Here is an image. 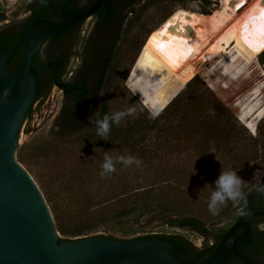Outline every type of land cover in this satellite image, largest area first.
<instances>
[{
  "label": "rangeland",
  "instance_id": "rangeland-1",
  "mask_svg": "<svg viewBox=\"0 0 264 264\" xmlns=\"http://www.w3.org/2000/svg\"><path fill=\"white\" fill-rule=\"evenodd\" d=\"M220 1H139L134 13L127 16L130 21L122 26L111 76L101 93L106 95L109 115L130 105L136 112L115 125L106 140L98 135L92 140L77 135L51 143L50 130L64 104L63 93L52 86L38 101L18 138L16 158L17 152L24 155L23 162H18L35 181L61 230L94 227L70 240L95 235L132 239L178 234L201 247L200 235L164 222L173 214L162 219L157 208L153 214L142 215L138 207L166 205L180 217L198 219L204 229L216 234L234 223L240 209L228 202L218 215L208 211L220 172L236 170L246 183L244 194L259 185L264 175V50L257 55L240 44L231 49L237 59L232 65L226 67L233 54L229 51L218 68L197 75L177 62L154 34L176 11L209 15L220 7ZM25 2L0 0V12L5 16L1 28L23 16ZM257 25L254 27L261 29L258 35L263 34L264 27ZM91 26L80 29V38ZM249 53L256 56L254 63L244 66ZM188 83L191 86L177 95ZM216 101L226 111L218 113ZM157 112L152 119L151 114ZM92 121L96 124V119ZM252 128L256 136L251 134ZM101 149L115 150L109 153L113 157L136 156L142 164L127 168L118 164L115 173L101 177ZM125 209L131 210L129 215L110 218ZM58 233L61 239L68 237Z\"/></svg>",
  "mask_w": 264,
  "mask_h": 264
},
{
  "label": "water",
  "instance_id": "water-1",
  "mask_svg": "<svg viewBox=\"0 0 264 264\" xmlns=\"http://www.w3.org/2000/svg\"><path fill=\"white\" fill-rule=\"evenodd\" d=\"M104 1L97 0L86 12L71 18L60 11L61 27L36 32L32 26L10 49L0 52V264H182L170 256L172 246L156 238L114 240L86 236L59 241L46 200L16 158L18 138L29 120L25 118L36 93L35 78L28 73L30 66H36L34 55L46 40L61 36L75 22L91 16ZM89 24L88 20L82 27ZM185 33L193 34L187 27ZM20 43V67L10 72L6 63ZM38 101L33 104V111ZM263 182L264 175L259 185ZM243 215L264 216V211L240 208L234 223L203 264H220L228 247L243 264H250L237 249V243L250 233V224ZM239 227L244 230L234 236ZM262 251L264 255V241Z\"/></svg>",
  "mask_w": 264,
  "mask_h": 264
},
{
  "label": "trees",
  "instance_id": "trees-1",
  "mask_svg": "<svg viewBox=\"0 0 264 264\" xmlns=\"http://www.w3.org/2000/svg\"><path fill=\"white\" fill-rule=\"evenodd\" d=\"M96 1V0H95ZM140 0H122L125 7L131 6V4H138ZM185 1V0H183ZM113 2L114 0H105L102 5L100 6L99 12L103 17V21L101 26L109 27L110 23L112 22V11H113ZM128 12L134 13V9L130 8L120 19V21L114 24L109 30L112 34V38L108 44L101 48L98 46L94 47V50L91 54V61L92 65L90 67V72L92 73L89 78L86 79L85 74L78 75L75 80L72 82L63 85L59 80H52L49 85L43 84L37 74V70L34 67H30L28 70L29 74H32L35 78L36 82V93L35 98L32 103L33 104L45 97L49 91V89L53 85H58L60 89L64 91V104L61 107V110L53 122L52 129L50 130V137L52 138L53 144L57 142L60 143L62 139L70 137V136H77L79 138H84L88 140H92V138L97 135L96 134V124L91 122V119H102L105 114L109 115L107 109V100L106 95L102 93L104 87L107 83V80L111 76V68H113L114 63V54L117 42L119 40V34L121 32L123 24L127 21H130L127 14ZM110 16V17H109ZM35 18L28 21V23L23 27V29L18 34H11L5 28H0V52L3 53L10 49L15 41L24 34L29 26L35 24L36 20L38 19V27L37 30L45 31L50 29H55L61 26L62 22H55L53 21L49 15H47L44 10H39L36 14H34ZM109 17V18H108ZM128 18V19H127ZM127 19V20H126ZM5 20V16L2 12H0V23ZM126 20V21H125ZM126 22V23H127ZM232 55H229L228 62L229 65H232L234 62L237 61L236 59V51L233 50ZM230 52V53H231ZM254 55L249 53L247 58H245L244 66L249 64V62H253L255 60ZM21 64V44H19L13 53L10 55L7 63L6 68L8 71L13 72L20 67ZM54 65V63H51ZM219 63L218 66H220ZM217 66V68H218ZM216 68V70H217ZM243 65L239 66L241 70ZM257 69V66H256ZM191 86L190 83L186 84L185 86L181 87V89L176 93L177 95L181 94L180 92H184L187 88ZM256 90V89H255ZM258 93V89L256 90V94ZM176 95V96H177ZM175 96V97H176ZM32 106L28 110L26 115V119H29L32 116L33 108ZM168 106V105H167ZM216 108L217 112H224L226 109L220 104L219 101H216ZM115 125H113L112 130L114 129ZM82 132V134H81ZM112 132V131H111ZM84 133V134H83ZM221 135V134H220ZM222 137V135H221ZM58 143V144H59ZM47 145L43 149H47ZM17 159L21 163L24 160V155L20 152H17ZM264 184V183H263ZM256 189V188H255ZM252 192H248L245 194L247 204L246 206L241 203L238 204V208L242 207H251L255 211H264V200L262 199V195L259 194L256 190ZM253 192L258 193V197L262 199L259 205L250 197V194ZM155 208H157L158 213L162 214L161 218H167L171 214L174 215L172 219H164V222L171 227H177L182 229L188 230H196L201 236L204 237V243L201 247H195L189 242L185 237L178 235V234H153V235H144L132 239H118L112 236H104V235H95L101 236L108 239L114 240H136L142 238H156L161 239L168 242L172 246V250H170V256L182 262V264H203L205 263L210 255L213 253L214 249L216 248L217 244L227 232V230L231 227L229 226L227 229H224L216 234H212L204 229L202 223L195 218L192 217H180L175 212L174 209L166 205L159 204L156 207H152L148 203H145L138 207V210L141 211V214H153L155 212ZM131 210H123L111 216V219H119L121 217H125L129 215ZM264 219V217H262ZM243 219L246 220L250 224L251 231L249 235L239 241L237 243V249L249 260L250 264H264V255L262 251V242L264 241V231L258 232L252 228V217L249 215H243ZM57 230L60 232L61 235L68 236L65 239L59 238L61 240H70L69 237L75 238L85 235V232L92 231L94 227H72L68 231L61 230V227L56 224ZM244 230L243 227H239L235 232L234 236L239 234ZM259 242V243H255ZM220 264H243L242 261L234 255L231 251L230 247L227 248L223 260Z\"/></svg>",
  "mask_w": 264,
  "mask_h": 264
},
{
  "label": "bare ground",
  "instance_id": "bare-ground-1",
  "mask_svg": "<svg viewBox=\"0 0 264 264\" xmlns=\"http://www.w3.org/2000/svg\"><path fill=\"white\" fill-rule=\"evenodd\" d=\"M220 4L209 15L178 10L154 32L172 57L197 75L214 69L240 44L257 55L264 50V33L258 35L261 29L254 27H264V0H221ZM186 27L191 36L186 35Z\"/></svg>",
  "mask_w": 264,
  "mask_h": 264
},
{
  "label": "flooded vegetation",
  "instance_id": "flooded-vegetation-1",
  "mask_svg": "<svg viewBox=\"0 0 264 264\" xmlns=\"http://www.w3.org/2000/svg\"><path fill=\"white\" fill-rule=\"evenodd\" d=\"M96 1L95 0H43V3H41V0H26L23 16L22 17L16 16L12 21V23L9 22L6 23L9 25H5L4 28L8 30V32H11V34L14 33L18 34L23 29V27L28 23V21L35 18L33 17L34 14H36L39 10L42 9L47 15L50 16V18L53 21L62 22L61 23L62 26L63 18L61 13L67 18H71L76 14L86 12ZM136 5L138 4H131V6L125 7L122 0H114L113 11L111 15L112 22L110 23L108 28L105 26L103 27L101 26L103 17L99 12L100 9L99 7L96 10V12L93 13L91 16L75 22L61 36L46 40L33 57V62L34 64H36V66H30V67L36 68L39 80L45 85H49L52 80H59L61 84L66 85L72 82L73 80H75L78 75H83L85 73H86L85 75L86 79L89 78V76L92 74L90 72L91 71L90 67L92 65L91 54L92 51L94 50V47L95 46L101 48L105 47L112 38V34L110 33L109 29L114 24L118 23L121 17L127 11H129L130 8H133L135 11ZM132 14H133L132 12H128L127 15L131 16ZM88 20L89 23L92 24L91 29L87 33L83 32V34L85 35H83L82 38H80V29L82 25ZM35 22H36L35 24H32V26H34V30L36 32H41L40 30H37L38 27L37 22H39V20L37 19ZM32 26H29L27 30ZM27 30L24 32V34L27 32ZM78 38H80V44H78ZM20 44H21V59H22L23 44L22 43ZM51 63H54V65ZM53 86H58V85H53ZM60 90L64 95V91L62 89ZM250 197L253 200H255L258 205L262 199L264 200L263 195H262V199H260L258 197L257 192L251 193ZM251 217H252L251 219L252 228L255 231L262 232L257 230L256 225L258 223H264V219L262 218L264 216H251ZM190 231H193L198 235H200L198 232H196V230H190ZM201 237L203 239L202 242L203 245L204 237L203 236ZM255 243H259V242H255Z\"/></svg>",
  "mask_w": 264,
  "mask_h": 264
},
{
  "label": "clouds",
  "instance_id": "clouds-1",
  "mask_svg": "<svg viewBox=\"0 0 264 264\" xmlns=\"http://www.w3.org/2000/svg\"><path fill=\"white\" fill-rule=\"evenodd\" d=\"M41 3H43V0H41ZM135 112V106L130 105L125 111H117L111 115L105 114L102 119L96 121V134L106 140L112 131L113 125L119 126L122 120L127 116L135 115ZM210 114H212V110H210ZM151 115L152 119H155L159 113H152ZM250 132L253 136L257 135L255 128L250 129ZM114 151H103L104 162L101 165V177L115 173L118 164L125 168L133 165L136 167L141 166L142 161L138 157L133 155H117L113 157L109 153ZM245 185L246 183L237 175L236 170L221 171L218 178L214 181V190L211 192L208 201V211L214 216L218 215L221 207L226 206L228 202L234 204L243 203L246 206L247 201L243 191ZM255 190L259 194L264 195V184L258 185ZM256 227L257 230L264 231V223H258Z\"/></svg>",
  "mask_w": 264,
  "mask_h": 264
},
{
  "label": "snow or ice",
  "instance_id": "snow-or-ice-1",
  "mask_svg": "<svg viewBox=\"0 0 264 264\" xmlns=\"http://www.w3.org/2000/svg\"><path fill=\"white\" fill-rule=\"evenodd\" d=\"M261 15L264 16V7L261 8Z\"/></svg>",
  "mask_w": 264,
  "mask_h": 264
}]
</instances>
